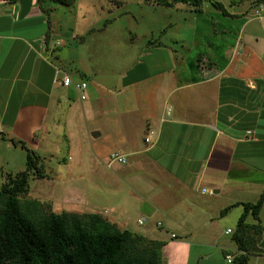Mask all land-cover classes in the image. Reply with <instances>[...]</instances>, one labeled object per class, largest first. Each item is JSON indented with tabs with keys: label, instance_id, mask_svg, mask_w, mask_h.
<instances>
[{
	"label": "crops",
	"instance_id": "obj_1",
	"mask_svg": "<svg viewBox=\"0 0 264 264\" xmlns=\"http://www.w3.org/2000/svg\"><path fill=\"white\" fill-rule=\"evenodd\" d=\"M43 6L47 12L37 0H0V134L35 150L50 131L49 117L56 120L61 105L72 106L64 98L71 87L61 84L62 75L86 81L89 47L88 38L81 37L88 27L80 22L74 29L60 26L62 14L78 18L75 2L48 0ZM239 8L228 10L239 16V32L222 51L226 62L215 50L194 62L183 39L164 42L160 37L144 54L161 50L166 61L130 69L133 78L127 73L110 88L118 105L97 116L100 127L118 139L113 149L127 159L117 171L140 170L129 200L138 207L149 205L137 223L145 218L143 224H151L138 232L118 216L110 220L164 241L166 264H230L227 256L238 253L232 236L244 208L237 204L228 214L221 212L235 203L255 202L264 191V11L256 15L258 7L251 16ZM198 20V15L192 19L194 30ZM57 69L62 71L58 80ZM128 95L139 112L121 111L120 98ZM260 221L262 252L247 264H264V204ZM228 222L233 229L225 228Z\"/></svg>",
	"mask_w": 264,
	"mask_h": 264
},
{
	"label": "rangeland",
	"instance_id": "obj_2",
	"mask_svg": "<svg viewBox=\"0 0 264 264\" xmlns=\"http://www.w3.org/2000/svg\"><path fill=\"white\" fill-rule=\"evenodd\" d=\"M222 1L230 12L241 9L239 5L251 16L258 7L262 6L261 13L264 11V2L260 0H239L235 6L230 5L231 0ZM75 6L78 18L73 15V20L62 14L60 26L74 29L80 22L81 27H88L81 35L84 42L87 38L89 42L84 54L88 56L87 71L82 76L89 82L87 99H81L72 86L64 96L71 102V108L63 104L56 120L49 117L50 131L36 149L47 175L32 177L29 190L19 196L20 204L25 212L29 209L37 216L64 212L82 217L99 213L108 220L118 216L127 221L129 228L141 232L151 221L139 225L137 219L149 205L144 202L138 207L128 195L130 187L135 190V175L138 177L140 170L118 172L124 164L117 161L108 166L110 155L120 154L113 149L118 139L100 127L103 121L97 120V116L103 115L102 111H113L118 105L110 88L121 82L127 73L128 79L133 78L134 72L130 71H136L137 64H148L154 59L160 64L166 61V52L161 50H156L153 56L144 54L151 41L156 42L160 37L164 42L183 39L181 43L189 49L190 60L196 62L199 54L204 57L215 50L226 62L222 51L239 32V16L225 15L210 4L209 8L197 12L186 4L166 7L153 0H75ZM195 15L199 20L194 30L192 19ZM258 23L257 20L253 22ZM194 33L195 41L192 40ZM120 102L121 111L140 110L134 107L135 98L130 95L120 98ZM94 132L102 135H94ZM121 139L119 146L124 143ZM25 169L26 150L0 136V189L7 173L15 174ZM140 192L146 195L145 191ZM226 225L225 228H234L230 222Z\"/></svg>",
	"mask_w": 264,
	"mask_h": 264
},
{
	"label": "trees",
	"instance_id": "obj_3",
	"mask_svg": "<svg viewBox=\"0 0 264 264\" xmlns=\"http://www.w3.org/2000/svg\"><path fill=\"white\" fill-rule=\"evenodd\" d=\"M5 1L14 3L17 0ZM37 1L46 12L43 3L48 0ZM50 1L66 5L75 2ZM153 2L166 7L187 4L197 12L205 10V5L210 4L223 14L231 15L221 0ZM0 136L7 139L3 133ZM8 139L26 150V169L15 174L7 173L0 189V264H166L164 241L122 229L99 213H88L82 217L67 212L41 216L29 209L25 212L20 204V194L29 190L32 177L43 178L47 174L35 149L15 137ZM237 204H242L244 210L232 236L238 253H234L230 264H247L252 255L262 252L258 243L263 232L260 212L264 191L256 202L229 205L221 214H228ZM250 217L254 222L249 221Z\"/></svg>",
	"mask_w": 264,
	"mask_h": 264
},
{
	"label": "built area",
	"instance_id": "obj_4",
	"mask_svg": "<svg viewBox=\"0 0 264 264\" xmlns=\"http://www.w3.org/2000/svg\"><path fill=\"white\" fill-rule=\"evenodd\" d=\"M262 7V6H261ZM255 14L256 15H259L260 14V9H256L255 10ZM60 73H62V71L60 69H57L56 70V77H57V80H58V76L60 75ZM61 84L65 87H70V86H73L74 89L80 94V97L81 99H86V94H85V90L87 89V82L86 81H74L72 79V77L69 75V74H63L61 80H60ZM249 134H252L251 132H249ZM146 141H150L149 138H146ZM115 161L119 162V163H126L127 162V159L124 155L122 154H118V153H114L112 155H110V161L108 163V166H110L111 164H113ZM203 192H208V189L204 188L203 189ZM209 192H213V191H209ZM140 224H143L145 222V218H141L139 219L138 221ZM160 225V223H159ZM228 232H230V230H228ZM173 237H175V234H172ZM227 261L229 263L232 262V256L231 255H228L227 256Z\"/></svg>",
	"mask_w": 264,
	"mask_h": 264
},
{
	"label": "water",
	"instance_id": "obj_5",
	"mask_svg": "<svg viewBox=\"0 0 264 264\" xmlns=\"http://www.w3.org/2000/svg\"><path fill=\"white\" fill-rule=\"evenodd\" d=\"M261 2H264V0H260ZM97 133H94V135H96Z\"/></svg>",
	"mask_w": 264,
	"mask_h": 264
}]
</instances>
